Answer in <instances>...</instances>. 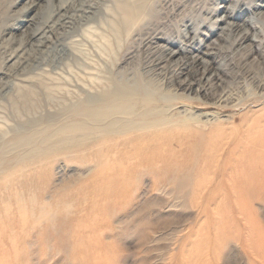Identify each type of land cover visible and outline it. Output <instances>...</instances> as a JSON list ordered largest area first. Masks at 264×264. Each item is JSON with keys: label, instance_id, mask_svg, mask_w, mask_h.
I'll return each instance as SVG.
<instances>
[{"label": "rangeland", "instance_id": "1", "mask_svg": "<svg viewBox=\"0 0 264 264\" xmlns=\"http://www.w3.org/2000/svg\"><path fill=\"white\" fill-rule=\"evenodd\" d=\"M147 1L153 4L147 31L160 38L143 49L144 57L161 56L163 48L179 51L172 59L186 60L197 51L185 48L206 38L197 54L207 60L204 77V67L196 62L169 81L173 65L165 56L158 65L166 69L159 76L163 86L155 96L189 107L220 98L223 109H191V117L182 107L175 116L160 111L159 118L185 127L184 141L177 137L171 144L140 151L119 148L132 156L101 160L94 153L101 149L82 140V100L74 104L82 99L79 29L70 36L78 38L74 55L52 52L49 64L43 65L46 70L34 69L36 75L45 72L34 80L43 95H35L20 86L24 54L18 56L22 51L15 48L33 10L28 0H0V69L7 73L2 82L16 83L6 100L20 98L11 123H24L17 132L6 130L9 136L0 140L17 149L0 153V264H261L253 244L264 245V13L256 17L252 12L259 10L247 9L251 0ZM223 6L231 7L232 15L238 7L243 12L227 19L234 25L232 32L224 30L227 39L219 37V29L207 39L209 29L203 24L223 16ZM80 18H75L76 25H81ZM251 18L253 26L247 24ZM243 31L248 35L244 42L239 40ZM126 37L131 44L138 41L130 34L118 44L110 42L112 57L124 48ZM129 62L118 64V70ZM183 79L191 84L177 86ZM66 109L70 119L58 116ZM201 112L216 117L200 118ZM140 155L148 159L140 160ZM240 202H247V209Z\"/></svg>", "mask_w": 264, "mask_h": 264}, {"label": "bare ground", "instance_id": "2", "mask_svg": "<svg viewBox=\"0 0 264 264\" xmlns=\"http://www.w3.org/2000/svg\"><path fill=\"white\" fill-rule=\"evenodd\" d=\"M28 1L30 2V11L33 10V13L28 19V29L22 30L20 35H18L20 44L26 42L27 47L20 48V44L15 47L18 51H22L18 56L24 54V56L22 57L23 63L21 68L19 69V75H22V79L19 78V80L23 83L20 84V86L28 87L32 91V93H35V95H43L42 88H40V86H37L34 80L37 78L38 75L42 76V74H44L45 72L41 71L39 72V74L36 75V71L34 72V69L36 70V68H39L41 70H46L43 65H45L44 62L49 64V56L52 52L55 53L67 50L69 54L74 55L77 51L75 45H78L79 43L77 42L78 38H72L73 36H75V34L73 35L72 33L77 31L76 29H79V32L77 34L79 36H82V99L76 100L74 104L76 106V104L78 102L80 103L82 100V140L85 143L93 144L96 149H101V151L98 150V153L94 152L96 154V157H99L101 160H121L126 157L132 156L128 152H122L119 148H138L140 151L148 147H160L164 144H171L177 137H181V139L184 141L185 139L183 138L186 135H184L185 133L182 132L186 130L185 127H179L173 122H168L164 119L159 118L158 116L160 111H162V113L164 111H170L171 114L175 116L179 113L178 108L182 107L183 109H189L188 111L190 113L188 114L189 117H191V113H195V111H192L191 109L199 110L207 107L223 109L220 104L222 103L220 102V98L217 100V102L212 104L199 102V104H202L203 107H189L184 103H179V101H168L169 103H165L166 101H163L162 99L160 100L155 96L157 95L156 93L159 92V90L162 88L160 87V85L163 86L162 83L159 82V76L162 74L161 71H165L166 69L163 68V66L160 67L158 65L163 62L165 56H169L168 58H170V62L173 65V68L170 70L172 74V77L170 78H174L169 81H175L176 77L179 76V74L183 73V70L185 68L187 69V67L191 64H195L193 65V67L197 66L198 64L203 66L204 69L201 74L202 76L204 75V71L208 69V67L205 65V63H207V60L202 59L201 57H197V54L198 52H201L200 48L204 45L206 38L205 40L203 39L204 41L202 40V42L197 44L198 46H196V44L195 46L189 44L190 47L185 48V50L188 52H192L194 50L197 51L196 55L190 58L188 57V59L186 60L179 56L172 59V57H174L175 54H177L179 51H167L163 48V50L161 49V56H157L156 58H150L152 55L150 56V54L148 53L146 54L147 56L144 57L143 53H145V50L143 52V49L145 48L146 50H149V48H151V43L157 42V39L160 38L159 36L157 37L155 35H152V32L147 31L149 29L148 25L150 24V21L152 19L149 17L148 12L150 10V7L153 6V4L152 6H149L148 1L71 0V3L67 4L69 0H58L57 4L55 5L51 4L49 0ZM44 1L46 2L43 5H40ZM246 5L247 9H252L255 11L259 10L258 13L252 12L253 14H255L256 17L263 16L264 2H257V0H251L247 2ZM230 8L231 7L229 6H223V9L221 10H225V14L223 16H218L219 18H216L214 21L209 19L206 21V23L203 24V26L206 27L207 30L209 29V36L207 37V39L214 33L215 29L220 30L221 34H219V37L223 39H227L224 37L225 29L230 30V32L233 31L234 25L233 23L227 21V19L240 16L243 10L242 8L238 7L236 10L239 11H236L232 15L229 13ZM146 15L148 17H146ZM76 17L81 19V25H76V22L78 21H76ZM220 22L223 23V25L219 27ZM253 22L254 20L251 18L247 24L250 23V25L253 26ZM71 34L73 35L72 37H70ZM130 34H136L138 37V41H135V43L133 42L131 44V40L127 39L126 37L123 43L124 48L120 49L116 57H112L113 55L109 51L111 46L110 42L118 44L123 35L129 36ZM62 36H67V38L70 37L69 41H62V39L60 38ZM152 39H155L156 41H152ZM246 39H248V35L246 31H243L242 33H240L239 40H243L244 42ZM52 40L59 42L57 43V46H54L55 44H53ZM261 41L262 40L259 39L258 43ZM86 47L90 49L89 52L85 49ZM179 50L182 51L183 49L180 48ZM74 57H76V55ZM199 59H201V61H198ZM105 60H107V63L109 62L108 65L107 63H105ZM127 60H130L131 62L128 63L129 66L127 65V67H123L122 70H118L117 65L124 63ZM196 62L199 63L197 64ZM198 70L199 69H196L194 71L192 70L193 72L188 71V74L193 75ZM167 71H169V68H167ZM30 74L35 75L29 76ZM4 75L6 76L7 73L0 69V140H2L4 137H8L9 135L6 134L8 132H17L18 130L24 128V123L15 121V127L11 123L13 121L14 116H16L15 112L19 111L17 110L18 98L16 99V96L12 97L11 101L8 102V100H6V96H8V94H11V86L12 84L16 85V83L8 82V84L6 83V81L2 82ZM163 82L165 85L168 84L166 77ZM189 84L191 83L187 84V82H185V80L183 79L179 82V84H177V86L183 87ZM41 86L43 85L41 84ZM17 92L19 93V91ZM175 94H177V91L174 92V96L178 95ZM48 96L49 95H47V97ZM18 100H20V98ZM22 100L24 102V99ZM41 101L43 102L42 99ZM55 103L57 104V102ZM69 103L71 104V102ZM43 106L45 107V104H43ZM19 107L21 108V105ZM46 110L43 109L44 112H46ZM67 111L69 110H62L58 116L60 117L63 115H68L66 117H69L70 115L67 113ZM18 115L20 116L19 113ZM198 116L200 118L205 116L216 117V115L212 112H201ZM62 118L63 120H65L64 117ZM31 120L33 121V119ZM27 121V123H29V120ZM35 121L38 120L36 119ZM35 121L33 123H35ZM46 121L50 122V120ZM6 130H8V132ZM4 141L5 139L3 140V144L0 143L1 154L6 152L7 150V152L17 150L11 149L13 146H10L8 144L5 145ZM4 146H6L7 148ZM139 158L140 160L148 159L147 156L145 157L141 155ZM3 187L5 188V186ZM240 203L241 206L239 205V207L246 208L247 202ZM4 204L10 203L5 202ZM17 205L19 204L17 203ZM243 208H241V210ZM246 221L247 220H245V222ZM252 222L254 221L252 220ZM255 224L256 223H254L253 227L255 226ZM245 227L247 226L245 225ZM247 228L249 229L250 227ZM229 229L227 230L228 234L230 233ZM251 230L253 229L251 228ZM246 231L248 230L246 229ZM250 233L251 231H248V236L250 235ZM245 235L247 237V233ZM251 237L253 239V236ZM247 239L248 238H246V240ZM248 241L249 240H247L245 243L248 244ZM262 241L264 242V240ZM255 243H257L256 240L253 244L255 245L254 248H257L256 254H260V263L264 264V245L260 244V246L256 247ZM251 264L256 263L252 262Z\"/></svg>", "mask_w": 264, "mask_h": 264}]
</instances>
